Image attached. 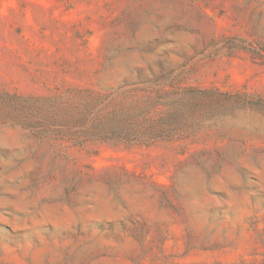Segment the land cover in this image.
<instances>
[{"label":"rangeland","instance_id":"374dc122","mask_svg":"<svg viewBox=\"0 0 264 264\" xmlns=\"http://www.w3.org/2000/svg\"><path fill=\"white\" fill-rule=\"evenodd\" d=\"M0 264H264V0H0Z\"/></svg>","mask_w":264,"mask_h":264}]
</instances>
